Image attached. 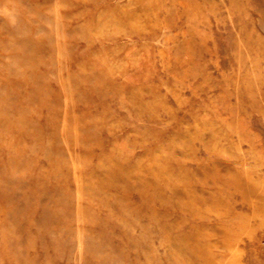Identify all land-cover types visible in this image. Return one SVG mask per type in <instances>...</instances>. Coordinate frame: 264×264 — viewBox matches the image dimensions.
I'll list each match as a JSON object with an SVG mask.
<instances>
[{
  "label": "rangeland",
  "instance_id": "1",
  "mask_svg": "<svg viewBox=\"0 0 264 264\" xmlns=\"http://www.w3.org/2000/svg\"><path fill=\"white\" fill-rule=\"evenodd\" d=\"M0 264H264V0H0Z\"/></svg>",
  "mask_w": 264,
  "mask_h": 264
}]
</instances>
